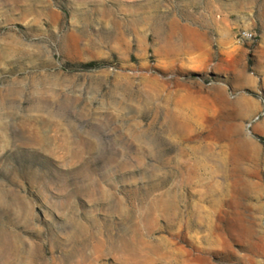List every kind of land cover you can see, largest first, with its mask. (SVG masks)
Here are the masks:
<instances>
[{
	"label": "rangeland",
	"instance_id": "1",
	"mask_svg": "<svg viewBox=\"0 0 264 264\" xmlns=\"http://www.w3.org/2000/svg\"><path fill=\"white\" fill-rule=\"evenodd\" d=\"M0 264H264V0H0Z\"/></svg>",
	"mask_w": 264,
	"mask_h": 264
},
{
	"label": "trees",
	"instance_id": "2",
	"mask_svg": "<svg viewBox=\"0 0 264 264\" xmlns=\"http://www.w3.org/2000/svg\"><path fill=\"white\" fill-rule=\"evenodd\" d=\"M101 64L100 63H90L88 64L89 67H97V66H100Z\"/></svg>",
	"mask_w": 264,
	"mask_h": 264
},
{
	"label": "built area",
	"instance_id": "3",
	"mask_svg": "<svg viewBox=\"0 0 264 264\" xmlns=\"http://www.w3.org/2000/svg\"><path fill=\"white\" fill-rule=\"evenodd\" d=\"M244 37H250V34L243 33L242 34Z\"/></svg>",
	"mask_w": 264,
	"mask_h": 264
},
{
	"label": "bare ground",
	"instance_id": "4",
	"mask_svg": "<svg viewBox=\"0 0 264 264\" xmlns=\"http://www.w3.org/2000/svg\"><path fill=\"white\" fill-rule=\"evenodd\" d=\"M168 199V198H167ZM164 205V204H163Z\"/></svg>",
	"mask_w": 264,
	"mask_h": 264
}]
</instances>
